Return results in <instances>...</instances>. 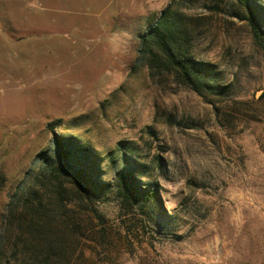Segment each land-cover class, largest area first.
<instances>
[{
  "label": "rangeland",
  "instance_id": "rangeland-1",
  "mask_svg": "<svg viewBox=\"0 0 264 264\" xmlns=\"http://www.w3.org/2000/svg\"><path fill=\"white\" fill-rule=\"evenodd\" d=\"M249 3L0 0V264L33 263L34 218L76 212L95 264H264V0ZM162 17L210 70L202 92L149 39ZM66 138L87 179L63 168ZM125 168L154 201H126Z\"/></svg>",
  "mask_w": 264,
  "mask_h": 264
},
{
  "label": "trees",
  "instance_id": "trees-1",
  "mask_svg": "<svg viewBox=\"0 0 264 264\" xmlns=\"http://www.w3.org/2000/svg\"><path fill=\"white\" fill-rule=\"evenodd\" d=\"M241 3L250 7V0H239ZM149 39L161 47L165 55H167L169 63L179 69L194 88L198 92H202L203 88H208L210 85L202 74L208 73L210 70L204 64L196 63L192 58L186 55H178L181 51L175 48L176 37L175 29L168 26L166 17H162L158 21V25L151 27L148 31ZM148 39L145 37L143 40ZM68 138L58 140L56 143L59 148V154L64 160V169L70 174H78L80 177L87 179L90 175L83 164H78L73 161V152L76 147L69 143ZM68 147V148H67ZM73 150V151H72ZM81 158V157H80ZM128 169L119 172L118 186L121 194L126 198V201H133L136 198L142 204L154 201L156 194L151 189L142 190L141 186L134 183V179L128 175ZM74 177V176H73ZM89 179V178H88ZM132 179V180H131ZM81 187L83 185L78 183ZM84 193L89 196L91 189L90 185L87 188L84 186ZM81 212H76L75 215H68L65 220H48L47 217L39 215L34 218L32 233L36 246V252L33 255L32 264H95L91 257L87 255L86 243L88 240L85 236V221L80 217ZM90 231V229H88Z\"/></svg>",
  "mask_w": 264,
  "mask_h": 264
}]
</instances>
